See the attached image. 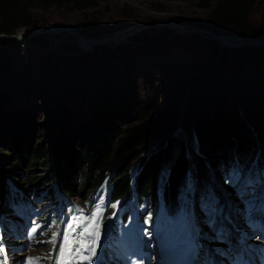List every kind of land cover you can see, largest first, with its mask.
Instances as JSON below:
<instances>
[{"label":"trees","instance_id":"obj_1","mask_svg":"<svg viewBox=\"0 0 264 264\" xmlns=\"http://www.w3.org/2000/svg\"><path fill=\"white\" fill-rule=\"evenodd\" d=\"M209 1L214 4L213 8L205 4L211 8V31L264 36V31L250 22L253 8L264 0ZM98 2L0 0V34L12 36L22 29L39 28L30 13L33 3L43 11L69 7L84 12L96 8ZM73 28L85 38L109 32L91 22ZM133 39L141 41L138 36ZM8 49L13 50L10 45ZM22 51L16 55L0 52V229L13 215L19 194L42 214L43 201L58 205L56 189L92 206L107 184L115 231L135 212L141 227L149 224L162 204L171 217L177 215L186 205L191 176L197 179L196 191L210 181L209 165L214 167L216 183L222 186V176L228 179L226 185H233L243 174L251 180L264 171V83L258 75L262 68L257 66L261 56L248 61L231 55L225 63L230 51L224 52L222 60L190 82L204 100L201 98L200 104L195 98L190 101L181 126L188 134L190 129L194 131L196 148L180 145L172 157L179 118L161 109L155 94L134 103L131 109L109 98H95L91 114L81 117L78 111L83 109L88 91L96 93L93 82L89 83L92 78H88L94 56L79 54L75 60L67 58L68 63H57L41 57L29 60ZM218 52L216 48L211 56ZM240 68L243 79L234 91L231 88L238 83L232 80ZM209 74L212 79L207 80ZM213 74L220 80L227 78L219 90ZM222 91L227 95L223 97ZM242 94L244 106L235 101ZM45 214L50 216V212ZM57 218L62 223L59 214Z\"/></svg>","mask_w":264,"mask_h":264},{"label":"rangeland","instance_id":"obj_2","mask_svg":"<svg viewBox=\"0 0 264 264\" xmlns=\"http://www.w3.org/2000/svg\"><path fill=\"white\" fill-rule=\"evenodd\" d=\"M205 4L210 5L211 8L214 6L209 0H99L96 8L78 12L69 7L62 9L52 7L48 11H43L36 3H33L30 7V13L33 21L40 25L39 28L52 26L73 27L76 24L91 22L111 33L128 29L139 23L160 21L199 27L211 31L212 23L209 16L211 8H208ZM250 22L253 26L264 31V3L259 2L253 8L250 14ZM151 29L154 31L147 34L144 33ZM165 29H169L170 33H165ZM26 30L29 29H22L21 31ZM222 34L240 36L231 32H222ZM134 36H138L141 41L132 40ZM32 38L36 39L31 43H27ZM209 40L212 39L205 38L192 31H179L158 25L138 30L122 39L88 48L80 46L71 34L62 32L36 35L19 44L1 40L0 52L5 54L11 51L13 55H16L19 50H23V54L26 52L29 60H37V57H41L42 59L52 62L55 60L59 63H68L66 61L67 58L75 60L79 54L93 55V60L95 61L91 67L92 75L88 78H92L89 83L93 82L91 86L94 89L96 88V93L90 94L88 91L89 96L83 101V109L81 112L78 111L81 117L86 118L91 114L95 98H109L112 103L116 105L122 104L123 107L131 109L134 107V103L145 100L149 95L155 94L160 108L173 112L179 118V127L174 134L176 140L174 143L175 150L172 155L174 157L180 145H185L189 149L192 146L191 144H193L194 149L196 148V134L194 131L190 129L188 134L181 126L182 117L190 109V101L195 98L200 104L203 99L200 97L202 92L199 93L190 82L194 79L196 81L201 74L206 73L205 70L208 71L219 60H222L226 56L224 52L230 51L229 56L224 58L225 63L228 58H231V55L237 56L236 58L234 57L235 60L245 59L248 61L261 56L262 59H260L261 61L257 66L262 68L258 75L264 83V46H256L254 48L247 45L236 47L227 44L228 46H223L219 41L212 40L217 42V44H213ZM9 45L13 50L8 49ZM99 46H104L105 48L97 50L96 48ZM216 48L219 49V52L213 58L211 54ZM148 53L154 54L152 59L147 57ZM201 71L202 73H200ZM209 76L210 78L207 80L212 79V75L209 74ZM213 77L217 83L218 90L221 87L220 85L227 81V78L223 80L222 78L220 80V77L217 78V74H213ZM239 79H243L242 68L236 71L232 81L238 84L237 87L234 86L231 90L236 91L239 89ZM221 95L224 97L227 94L222 91ZM242 95L235 98L239 105L241 103L243 105L245 100L244 94ZM261 96L264 97V94L262 93ZM40 110L41 114L45 115L43 107ZM209 167L212 173L214 167L210 165ZM20 177L23 178L24 176L20 175ZM195 178V176L190 178L192 186L196 184L195 180L197 179ZM222 180L224 182L223 190L215 184L212 186L213 181H211L207 187H204L203 190L199 188L196 193L200 194L201 190V195L202 193L205 196L212 194L217 199L220 198L222 205L225 204L227 219L219 218L215 212L213 213L207 206L205 207L202 202V205L199 204L197 206V214L191 212L187 216L181 215L175 220H171L170 223L169 219L163 215L154 223L152 231L140 235L142 238L135 231L131 232V236L129 234V237L125 239L121 235L117 243L118 248L120 247L121 249V254L112 257L107 255L111 259L110 262L104 261L103 254V248L108 240V229L112 221L109 212L111 205L108 185L106 184L102 188L93 207H88L79 199H70L65 202L63 199L61 200L60 195H58V198L61 200V209L63 208L65 211L64 220H68L65 222L66 232L74 217H84L86 222L91 223L93 249L90 258L89 256L86 258L88 264H165L163 258L165 251L172 247L171 239L175 240L180 237L181 232L190 234L196 221H198L202 230L198 232L200 237L194 240L195 244L202 246L205 243V246L198 250L196 264H210L213 261L212 259L208 260L207 257L214 255L213 250L218 251V258L223 260L228 254V249L224 243L232 244L234 239H236L241 244V238L249 239L253 235L246 234L245 237L243 234L240 235V231L254 229L256 225L262 223V216L264 215V209H259L261 205L264 208V175L259 182L245 189L241 194L239 191H235L234 187L231 188L226 185L227 178L222 176ZM189 197L192 198L193 195L190 196L188 194ZM44 204L47 203L44 202ZM253 204H256V206L252 217H255L256 214L259 217L246 220L247 214L251 213V209L254 207ZM23 207H26V204H23ZM28 210L31 211L30 208ZM12 221H20L21 225H17L11 230L5 229L1 231L0 264L61 263L67 234L65 230L62 247L56 254L58 237L56 224L48 221L44 216L38 215L35 211L30 212L28 222L22 221L20 212L15 211ZM79 221L80 223L75 227L76 232L81 226L85 230L83 226L85 222L83 220ZM238 224H242L241 228L238 227L235 231V226ZM82 229L77 233L76 241L80 239ZM132 230L133 228H131ZM208 230H210V236L203 237L201 233H205ZM151 232H154V235L150 236ZM96 242L97 246L94 247ZM214 246H216L215 249H213ZM135 252L142 254L140 260L134 255ZM75 254H77L76 248L73 245L68 254V260ZM146 254L148 258H145ZM145 259H147L148 263H145ZM72 262H76L75 258L72 259Z\"/></svg>","mask_w":264,"mask_h":264},{"label":"water","instance_id":"obj_3","mask_svg":"<svg viewBox=\"0 0 264 264\" xmlns=\"http://www.w3.org/2000/svg\"><path fill=\"white\" fill-rule=\"evenodd\" d=\"M158 25H163L168 28L177 29L179 31L181 30L192 31L196 34L207 37L209 39L219 41L222 43V45H224L222 41L228 42L231 44L247 45V46L264 45V36L258 37V38H251V37H246V36H230V35H224V34H217L213 31L205 30L199 27L185 26V25H181L177 23L174 24L171 22H160V21L139 23L125 30L114 31L111 33H106L101 36L92 37V38L83 37L73 27L52 26V27H47V28L29 29L26 31L18 32L16 35H12V36L0 34V41L8 40L13 43L19 44L25 41L26 39L36 36V35L62 32V33L71 34L80 46L83 47V45H87L88 47L89 46L91 47V46L105 44L113 40L122 39L126 35L134 34L138 30H141L144 28H150V27H154Z\"/></svg>","mask_w":264,"mask_h":264},{"label":"bare ground","instance_id":"obj_4","mask_svg":"<svg viewBox=\"0 0 264 264\" xmlns=\"http://www.w3.org/2000/svg\"><path fill=\"white\" fill-rule=\"evenodd\" d=\"M205 38H207V37H205ZM222 42L224 43L223 46H228V45H230V46L233 45V46H236V47L243 46V45L231 44V43L224 42V41H222ZM83 46L85 48L86 47L88 48L87 45H83ZM257 46H264V45H257ZM248 47H256V46H248ZM79 220H83V222H85V223H83V226H84L85 230L82 229V226H81V228L76 232V228L75 227L78 225V223H80ZM81 229L83 231L81 233L80 239L78 241H76L75 237H76L77 233L79 231H81ZM66 233L67 234H66V238H65V244H64V249H63L62 259H61V263L60 264H88V262H86V258H88V256L90 258L91 251L93 249V246H92L93 230H92V227H91V223L90 222H86V219L84 217H80V216L79 217H74V219L72 220V222H71V224H70V226L68 228V231ZM73 245L76 248V253L77 254H75L71 259L68 260V254L71 251V247ZM182 251H184V253H183V255H181V258H179V262L180 263L174 262L173 259L171 260L172 256H170V254L167 255L166 262L168 264H186V263H188L187 262L188 259H187L186 251L185 250H182ZM169 257H171V258H169ZM73 258H75V261H76L75 263L72 262ZM174 258L176 260L177 256H174ZM189 261H190V259H189Z\"/></svg>","mask_w":264,"mask_h":264}]
</instances>
